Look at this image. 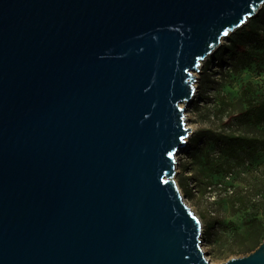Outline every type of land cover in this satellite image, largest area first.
I'll list each match as a JSON object with an SVG mask.
<instances>
[{"label":"water","instance_id":"obj_1","mask_svg":"<svg viewBox=\"0 0 264 264\" xmlns=\"http://www.w3.org/2000/svg\"><path fill=\"white\" fill-rule=\"evenodd\" d=\"M263 6L0 0V264H212L176 181L186 111Z\"/></svg>","mask_w":264,"mask_h":264},{"label":"rangeland","instance_id":"obj_2","mask_svg":"<svg viewBox=\"0 0 264 264\" xmlns=\"http://www.w3.org/2000/svg\"><path fill=\"white\" fill-rule=\"evenodd\" d=\"M261 13L249 20L261 16L256 21L258 37L243 38L251 53L240 46L220 57L219 50L212 54L196 73V94L186 111L192 133L178 155L176 181L202 222L203 250L212 264L250 255L264 242V130L247 127L246 136L256 141L236 153L212 139L192 144L200 131L210 128L233 134L230 116L246 109L244 92L251 98L264 96Z\"/></svg>","mask_w":264,"mask_h":264},{"label":"trees","instance_id":"obj_3","mask_svg":"<svg viewBox=\"0 0 264 264\" xmlns=\"http://www.w3.org/2000/svg\"><path fill=\"white\" fill-rule=\"evenodd\" d=\"M261 14L264 15V6ZM261 17V16H260ZM250 21L246 26L238 29L235 33L229 36V42L227 45H222L217 53V57L227 54L231 51H236L240 46H243L244 53H251V48L246 42H243V38L258 37L256 30V21L260 18ZM222 59V57L220 58ZM243 97L246 103V109L239 112L237 115L230 116V125L235 127L233 134H226L224 131L219 129H206L198 133L192 144L198 146L202 140L208 141L212 139L219 145H225L228 147L230 153H236L244 148V146L250 147L256 140L246 136L248 131L246 128L249 127L253 130L262 128L264 130V96L261 98L248 97L247 93L244 92ZM257 131H254L256 133ZM208 157V155H207Z\"/></svg>","mask_w":264,"mask_h":264},{"label":"bare ground","instance_id":"obj_4","mask_svg":"<svg viewBox=\"0 0 264 264\" xmlns=\"http://www.w3.org/2000/svg\"><path fill=\"white\" fill-rule=\"evenodd\" d=\"M177 159L180 160V158H178V157H177ZM202 247H203V245H202Z\"/></svg>","mask_w":264,"mask_h":264}]
</instances>
